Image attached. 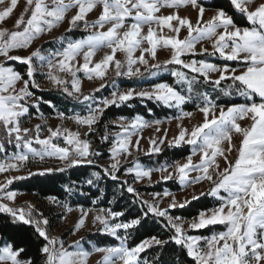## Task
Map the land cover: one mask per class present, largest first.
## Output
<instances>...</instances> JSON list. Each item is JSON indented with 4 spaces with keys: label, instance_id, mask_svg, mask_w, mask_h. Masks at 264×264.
Returning a JSON list of instances; mask_svg holds the SVG:
<instances>
[{
    "label": "snow or ice",
    "instance_id": "obj_1",
    "mask_svg": "<svg viewBox=\"0 0 264 264\" xmlns=\"http://www.w3.org/2000/svg\"><path fill=\"white\" fill-rule=\"evenodd\" d=\"M6 0H0L5 4ZM235 12H238L250 26L242 27L232 15L218 7L207 20L204 19L205 7L199 0H26L24 11L15 21V29L0 27V131L4 133L8 143H15L20 151L13 153L0 161V173L19 171L32 160L43 162L46 158H56L64 163L59 169L44 168L38 173L29 171L28 175H44L53 171H64L67 167L80 164H93L92 157L99 153L92 148L90 139H82V133L73 132L66 127H47V136L41 137L42 126L24 127L22 119L29 115L31 107L39 110L40 101L31 91L39 88L36 73L47 69L44 74L50 83L62 88L68 96L78 101H94L91 94L82 91V81L77 75L83 72L88 80L98 78L103 81L111 68L115 76L142 75L140 65L149 66L157 58L158 48H167L171 58L165 64H175L200 77L212 85L219 86L224 80H231L224 95L231 96L233 90L245 98V103H232L230 106L217 104L207 92L198 93L201 103L197 110L202 113L201 123L191 129L182 123L185 117L191 118L192 112H185L181 106L189 99L194 85L199 81L196 75L189 77L181 70H175L177 84H186L188 95L182 94L174 85L166 82L156 83L151 90L128 89L111 93L110 98H104L98 103L86 105V114L75 113L66 116L59 112L60 119H68L78 126L86 127L83 136L87 137L95 131V125L104 115V110L110 105H118L133 99L134 96L155 99L168 106L181 108V114L175 119L181 121L179 132L168 140L170 146L190 145L191 153L186 162L175 161L158 169L145 168L138 161L132 167L124 169L126 175H132L134 181L147 178L151 182L152 172L162 173V180L176 176L181 185L192 186L202 181H208L212 187L208 194L216 197L219 205L215 208L200 211L190 222L181 217L169 214V208L185 207L191 200L199 199L193 194L191 200L177 202L175 196L166 208L159 204L160 193L153 194V200H145L139 192L127 181L126 191L139 201L140 211L137 215L116 222L124 217L123 211H113L110 208L98 209L93 216V224L99 223L101 231L120 241L118 246H93L90 250L81 247L80 240L67 244L62 238L52 235L50 220L43 212L31 204L24 207L16 206L17 192L8 190L13 180L24 179L22 176L6 177L0 182V213L9 220L0 228V264H36L27 256L26 250L17 242V235L26 227L34 229L41 244L38 253L43 264H87L93 253H102L100 264H147L139 259V254L146 248L159 246L163 248L169 242H174L186 249L187 256L194 264H264V0H230ZM191 5L197 9L195 23L186 16L179 14V9ZM18 6V0H7V6L0 9V22L10 18ZM100 8L96 20L89 22L87 16ZM162 8L177 9L170 14H162ZM76 9L68 19L67 31L83 24L85 29H100L86 38L71 40L60 37L61 48L49 51L47 55L41 48H36L28 55H20L19 50L29 49L45 33H51L66 19L67 14ZM107 26V30L105 29ZM145 28L147 31L145 32ZM167 29L168 33L164 30ZM187 31V36L180 38L181 30ZM204 41H210L213 49L208 53L206 47H201L199 53L196 46ZM147 45V46H145ZM109 49L102 59L94 62L97 52ZM123 54V59H117L116 54ZM140 54L137 56L136 53ZM216 55L225 61H238L239 68L210 63L206 60L191 59L186 61V55ZM35 58V59H34ZM82 58V62H81ZM7 61H16L24 65L23 71L12 66H6ZM152 68H160V64H152ZM155 75V73H151ZM212 74H219L213 79ZM19 85V87H18ZM104 87L101 84V88ZM99 91V89H96ZM34 101V103H29ZM50 103V101H46ZM54 107V106H53ZM41 118L45 119L41 113ZM250 121L249 126L242 127L240 121ZM127 122V123H125ZM121 132L116 133L110 147L112 163L103 168V172L111 179H118L116 173L121 169V156H132L133 151L140 150L139 133L145 127H151L153 122L144 120L137 115L130 121L127 117H119ZM155 125L163 123L155 120ZM159 132L160 128L157 127ZM241 137L239 146L233 143V134ZM137 137L133 142V137ZM102 141L108 140V135L102 136ZM168 139L167 131L159 144ZM33 142L40 145L33 147ZM62 142V143H61ZM151 152L159 153L161 148L155 138H149ZM226 144V147H225ZM4 147L0 143V150ZM236 148L238 156L234 161L228 159L226 153ZM199 156L194 163L193 157ZM218 157L227 164L220 169ZM169 168L173 171H169ZM197 173L191 176V173ZM93 176L100 177L99 172ZM88 184L93 180L89 179ZM221 192L226 195H221ZM172 195L168 191L163 196ZM205 195L204 192L200 196ZM48 200L58 204L62 213L58 219L66 220L67 214L73 208L60 202L56 197ZM81 215L70 230L75 235L85 227L91 209L78 206ZM162 218L164 227L169 228L171 235L168 240L158 236L143 239L133 247L127 245L129 229L149 226V220ZM185 223L190 229H202L210 225H223L224 231L213 233L209 237L188 235ZM123 229L124 235L119 234ZM83 238L81 237V240ZM203 241V243H201ZM159 259V257H157Z\"/></svg>",
    "mask_w": 264,
    "mask_h": 264
},
{
    "label": "trees",
    "instance_id": "obj_2",
    "mask_svg": "<svg viewBox=\"0 0 264 264\" xmlns=\"http://www.w3.org/2000/svg\"><path fill=\"white\" fill-rule=\"evenodd\" d=\"M199 2L207 8L216 10L218 7H223L229 15L240 24L242 27L250 26L238 12H235L230 0H199ZM89 32L82 30H72L61 33L57 37L41 44V50H57L61 48L60 37H66L67 39H83ZM213 51H208L212 53ZM197 59H203L208 62L217 64H228L232 67H240L238 61H225L218 54L216 55H196L192 56ZM12 65L18 70L23 71L24 65L16 61H10L7 63ZM160 68L149 67L142 73V75L127 77V76H113L109 78L104 87H99V91L96 89L87 90L83 93L91 94L94 97V101H78L75 98L68 96L62 91V88L57 89H38L31 88L34 95L39 99V110L35 107H31L30 110L35 113H42L46 116H51L61 111L66 114L80 111L86 112V105L89 103H95L102 98L108 97L116 87H139L148 85L150 83L166 82L170 85H174L177 90L182 94L188 95L186 84H177L176 77L172 75L175 70L184 71L189 77L196 75L199 81L194 85V90L190 94L191 99L187 100L183 105V108L187 111L197 109V105L201 103L198 93L207 92L211 98L217 104L231 105L232 103H245L236 92L233 90L231 96L224 95L222 89L227 90L231 85V80H224L219 86H215L205 81L203 77L198 74L191 73L188 69H183L179 65L160 64ZM151 73H155L152 75ZM50 101V103H46ZM54 106V107H53ZM177 114V107H168L155 99H148L147 97L134 96L133 99L119 103L118 105H110L104 110V115L100 118L99 122L94 126L95 131L91 133L88 139L92 142V148L95 149L99 155L92 157L93 164H80L73 167H67L64 171H53L51 173H45L44 175H28L24 179H16L8 186V190L19 191L28 194H32L38 201L48 199V197H56L58 201L67 203L72 208L83 206L84 208H110L113 211H123L124 217H119L118 221H123L126 218L135 216L140 211L139 201L133 203L136 200L135 196L126 191L127 185L121 188L124 181L133 185V176L125 175L124 169L132 167L134 162L138 161L141 165L158 169L163 165L171 164L177 160L183 159L190 155V145L183 146H166L159 153H151L140 155L131 162L121 165V169L116 173L118 179L113 180L109 176H106L103 172L104 161L110 158V147L112 146V139L114 135L112 132L117 129V126L112 124V120L118 117L134 118L139 115L147 120H161L172 117ZM108 135L109 139L102 141V136ZM0 138L4 147L0 150V155L10 154L17 151L15 143H8L5 139L4 133L0 131ZM39 172V171H38ZM35 172V173H38ZM94 172H99L100 177L93 176ZM125 175V176H124ZM93 180L92 184H88L87 181ZM140 194V197L145 199L146 195L154 193H163L165 191H180L182 185L178 180H166L159 181L152 186L141 185L134 187ZM209 191L205 192V195L199 196L197 200H191L185 207L169 208L168 212L173 217H181L182 219H191L198 216L200 211H206L217 207L219 201L216 197L209 195ZM146 200V199H145ZM47 217L51 221H55L60 214L54 213V206L48 205L45 207ZM9 218L6 214L0 213V228L8 222ZM165 221L162 218H156L155 220H149V226L129 229L127 236V245L129 247L136 246L143 239L150 236H158L161 239L168 240L172 234L169 228L164 227ZM223 225H210L208 227L191 231L193 235L209 236L215 232L224 231ZM119 234L124 235L123 232ZM3 233H0L2 236ZM17 242L25 248L27 256L33 258L36 264H43L42 259L39 256L38 248L40 247L41 240L35 234L34 229L26 227L24 230L18 233ZM120 243L115 237L110 234L104 233L101 230L91 232L83 240V247L85 250H90L93 246H118ZM159 257V259H157ZM141 261H146L147 264H194L192 259L187 256L186 249L176 245L174 242H169L163 248L159 246H153L146 248L144 252L139 254Z\"/></svg>",
    "mask_w": 264,
    "mask_h": 264
},
{
    "label": "rangeland",
    "instance_id": "obj_3",
    "mask_svg": "<svg viewBox=\"0 0 264 264\" xmlns=\"http://www.w3.org/2000/svg\"><path fill=\"white\" fill-rule=\"evenodd\" d=\"M26 5V0H18V6L17 8L14 10L12 16L10 18H8L6 21L4 22H0V27H7L10 30H14L15 29V21L16 19L19 18V16L21 15V13L24 11ZM7 6V0L5 4H0V9H3L4 7ZM206 11H205V16L204 19L207 20L211 17V15L214 14V9H210L205 7ZM76 9H72L68 14L67 17L65 19V21L58 27L53 29V31L51 33H45L43 36H41L37 41H35L32 46L29 49H21L19 50V54L20 55H28L30 54L32 51H34L36 48H40L41 44L57 37L58 35H60L61 33H64L67 31L69 24H68V19H70V17L75 13ZM177 11V9H171V8H162L161 9V13L162 14H170L172 12ZM179 14L181 16H186L189 17L194 23L197 19V9L193 8L191 5L187 6V7H182L179 10ZM100 13V8L98 7L96 10H94L93 12L89 13L87 16V20L89 22H92L94 20H96L99 16ZM72 30H82V31H87L89 32L88 35H90L92 32L94 31H99L100 29H93V28H88L85 29L83 27V24L81 23L80 26L78 28H73ZM103 30H107V26L105 29ZM147 31V28H145V32ZM165 33H168V30L165 29L164 30ZM170 34V33H168ZM87 35V36H88ZM86 36V37H87ZM185 36H187V31L182 29L181 33H180V38H184ZM85 37V38H86ZM71 40H79V39H71ZM147 46V45H145ZM201 47H206L208 49V51H213L212 46H211V42L210 41H204L202 42V44H198L196 46V51L197 53L200 52ZM49 51H54V50H49V49H45L42 50V53L44 55H47ZM109 49H103L99 52L96 53L94 59V62L99 61L100 59L103 58V56L105 55V53L109 52ZM140 53L137 52L136 55L138 56ZM146 58L149 59V66L145 67L144 65H140V69H141V73H144L147 68L151 67L152 64H161L165 61H167L168 59L171 58V52L169 49L167 48H158L157 50V58L155 60H152L150 55L145 54ZM116 58L117 59H123V54L120 52H117L116 54ZM183 59H185L186 61L191 60V59H196L199 60L197 58H194L190 55H186L184 57H182ZM2 59V58H0ZM35 59V58H34ZM10 61L6 62V66H12V65H8L7 63ZM81 62H82V58H81ZM212 63V62H210ZM217 64V63H214ZM220 66H223V64H217ZM13 67V66H12ZM232 67V66H229ZM235 68H239V67H235ZM47 69H42L40 71H38L36 73V80L37 82L40 84V87L38 89H44V90H49V89H57L59 87H55L53 86L50 81L47 80L46 76L44 75L46 73ZM81 81H82V91L85 92L87 90H91V89H97L99 87H101V84L105 85L107 83V81L109 80V78L115 76V72L110 68L105 79L103 81H101L98 78H94L92 80H88L86 78V76H84L83 72H80L77 74ZM219 74H212L213 79H215ZM128 77V76H127ZM157 83H162V82H157ZM156 83H150L148 85H143V86H139V87H130V88H125V87H116L114 89L115 90H119L120 92L126 91L128 89H135L137 92L141 91V90H151V88L153 87V85ZM19 87V85H18ZM111 94L108 97L105 98H110ZM36 97V96H35ZM241 97V96H240ZM37 98V97H36ZM242 99L245 100L244 97H241ZM104 99V98H102ZM102 99H100L99 101H96L95 103L100 102ZM29 103H34V101H29ZM185 104V103H184ZM183 104V105H184ZM242 104V103H240ZM183 105L181 106V108L183 109V111L185 112H192L193 116L191 118L185 117L182 121L183 125L185 127L188 128H192L193 126L199 124L202 122L203 120V115L202 113H200L197 109H194L192 111H187L183 108ZM225 106V108L227 106L230 105H223ZM181 108H177V114L166 118V119H161V121H163V123H161L160 125H155L154 121L155 120H147L145 118H143L146 121L149 122H153L151 127H145L141 130V132L139 133V135H141L143 137V139H141L140 141V150L139 151H133L132 156H121L120 160H121V165L131 162L132 160H134L135 158H137L140 155H144V154H151V153H155V152H151L150 147L151 145L149 144V138H155L157 139V142L159 144V140L161 138H163V134L165 131H167L168 134V139L165 140V142L163 144H159V147L161 148V150L168 146V140H171L172 137L174 135H176L179 132V127L178 125L181 123V121H178L177 119H175V117L179 116L181 114ZM61 112V111H59ZM51 116H46L43 114V117L46 118V126H45V119L41 118V113H35L32 112L31 110L29 111V115L24 117L22 119V125L24 127H29V128H35V125L40 124L42 126V132H41V137L43 138L44 136H47V127H52V128H56V127H66L68 129H71L73 132L79 130L82 133L81 138L82 139H88V137L83 136V133L87 130L86 127H81L78 126L76 123H74L71 120L68 119H60L58 117V113ZM75 113H80V114H86L82 113L80 111H75L73 113L70 114H66V116H71ZM118 118L113 119L111 122L112 124H114L115 126H117V129L114 130L112 132V134L116 135V133L121 132L122 129L120 128L118 123H114L116 121H118ZM132 118H128V120L130 121ZM127 123V122H125ZM241 126L242 127H247L250 124V121L248 120H244V121H240ZM159 127L160 131L157 132L156 128ZM137 137H133V142L136 140ZM241 137L238 134H233V143L235 145H237V147L239 146ZM0 143H2V140L0 138ZM62 143V142H61ZM186 144H181L180 146H183ZM33 147L39 149L40 145L36 144L35 142H33ZM226 147V144H225ZM20 151V149H17V151H14L10 154H2L0 155V161L5 160L7 157L11 156L13 153H16ZM226 155L228 156V159L231 161H234L237 156H238V151L236 148L233 149V151L231 153H226ZM218 163L220 165V169L223 170L225 167H227V164L225 163L224 159L222 157H218ZM181 163L186 162V157L180 160H177ZM199 161V156L193 157V162L196 163ZM112 163L111 159L108 158L104 161L103 165L105 167H108L110 164ZM143 166V165H142ZM64 167V163L62 161H60L59 159L56 158H46L45 161L40 162L38 159L35 161L30 160L27 165L25 167H22L19 171H10V172H6V173H0V182H3L5 180L6 177H11V176H28L29 171H31L32 173L38 172L43 170L44 168H54V169H59ZM145 167V166H144ZM147 168V167H145ZM169 171H173V169L169 168ZM126 175V174H125ZM124 175V176H125ZM161 175L162 173L159 171H153L152 172V178H151V182H149L147 180V178H145L144 180L141 181H133V187L136 186H141V185H148V186H152L154 184H156L159 181H166V180H162L161 179ZM197 173L193 172L191 173V176H196ZM172 179L178 180L176 176H173ZM169 179V180H172ZM14 181V180H13ZM179 181V180H178ZM9 186V185H8ZM212 187V185L204 180L199 184H194L192 186H184L182 185V189L180 191H168L169 193H171L172 195L169 196H163V193H160L161 196L159 198H157L159 200V204L161 208H166L168 206V204L170 203L172 196H175L177 202H183L186 198L191 200V196L193 194H196L197 196H200L201 192H207L210 190V188ZM17 192V197L15 200V205L16 206H21L24 207L27 204H31L33 206H35L36 209H38L39 211L43 212L44 215L47 217V212L45 211V207L48 205L54 206V213L52 216H55V214H61L63 209L58 205V204H54L52 202H50L48 199L42 200V201H38L34 198V196L32 194H28V193H24V192H19V191H15ZM221 195H226V193L221 192ZM146 200L152 201L153 200V194L151 195H146L145 196ZM215 208V207H214ZM73 212L67 214V219L66 220H61V219H56L55 221H51V229H52V235H55L59 238H62L66 241L67 244H72L74 241L80 240V244L81 247H83V240L85 239V237H87V235L91 232H95L97 230L101 229V225L99 223H95L93 224V216L96 214L98 209L101 208H85V209H91L92 211L89 213V216L87 218L86 221V225L85 227H83L82 229L79 230V232H77L75 235H71L70 234V230L74 227L75 223L77 222L79 216L81 215L80 211H79V207H75L73 208ZM197 217V216H196ZM194 218V217H193ZM193 218L191 219H183L185 221L190 222ZM116 222H120L118 221V218L116 220ZM185 230L187 231L188 235H193L192 233H189L191 231H195V230H199V229H190L188 227V224L185 223ZM124 230L121 229L119 232H123ZM216 233V232H215ZM212 235V234H211ZM209 235V236H211ZM193 236H200V235H193ZM209 236H202V237H209ZM81 237L83 238L81 240ZM201 243H203V241H201ZM84 248V247H83ZM103 259V254L102 253H93V255H91L88 258V262L87 264H100V262Z\"/></svg>",
    "mask_w": 264,
    "mask_h": 264
}]
</instances>
